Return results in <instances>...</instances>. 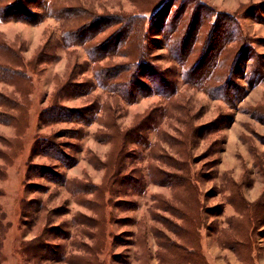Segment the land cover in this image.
Segmentation results:
<instances>
[{
    "label": "rangeland",
    "instance_id": "rangeland-1",
    "mask_svg": "<svg viewBox=\"0 0 264 264\" xmlns=\"http://www.w3.org/2000/svg\"><path fill=\"white\" fill-rule=\"evenodd\" d=\"M259 203L264 0H0V264H264Z\"/></svg>",
    "mask_w": 264,
    "mask_h": 264
},
{
    "label": "trees",
    "instance_id": "trees-1",
    "mask_svg": "<svg viewBox=\"0 0 264 264\" xmlns=\"http://www.w3.org/2000/svg\"><path fill=\"white\" fill-rule=\"evenodd\" d=\"M88 25H86L85 27H83V29H80L81 31L86 29L89 25L90 22L86 23ZM79 30L76 31H71L70 34L71 37H77L79 34L77 33ZM73 35V36H72ZM140 62L139 60H135V62L133 63L134 66H138ZM126 67V66H125ZM123 68L120 69L122 70V72H127L129 69L127 68ZM117 70V69H116ZM119 71V70H117ZM115 73L112 74H106L105 80L106 78H110L115 76ZM116 77V76H115ZM113 77V78H115ZM163 89H166L165 87ZM167 90V89H166ZM184 156V154H183ZM188 159V156H184V158L182 159L183 164L180 166V170L184 173H188L189 176V180L191 179V176L188 172L187 166L185 164V161ZM189 184V183H187ZM257 207H254L252 209V215L251 214H246V212H244V214L240 215L242 220L245 221L244 225H242L241 227H243L242 229H244L243 232L240 231H236L237 228L235 227L232 228L231 227V231H234V237H230L228 240H230V244L235 243L236 241H240L241 246L243 245L244 248H246V250L249 249V246L252 244L251 241L253 239V231H255L257 225L261 222H264V203H259L258 205H256ZM240 226V225H239ZM241 229V228H239ZM236 231V232H235ZM237 244V242H236ZM185 246H187L188 251L186 252L185 249H183V247L181 248L182 251V256L184 259L186 258L185 263L183 264H207L206 260L202 257L201 251L199 250V248H197V245L192 241V240H184V244ZM248 247V248H247ZM169 248H172L171 245H169ZM189 252V253H188Z\"/></svg>",
    "mask_w": 264,
    "mask_h": 264
}]
</instances>
